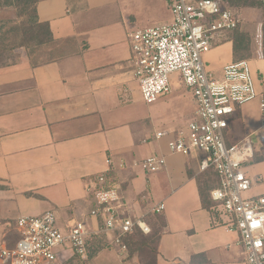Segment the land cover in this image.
<instances>
[{"label": "crops", "instance_id": "crops-1", "mask_svg": "<svg viewBox=\"0 0 264 264\" xmlns=\"http://www.w3.org/2000/svg\"><path fill=\"white\" fill-rule=\"evenodd\" d=\"M37 14L62 52L41 64L24 57L0 66V253L14 245L20 216L49 209L61 226L78 220L97 233L84 183L107 172L118 179L136 215L165 204L162 213L147 215L159 231L156 264H247L238 232L225 224L210 194L207 205L202 201V187L210 191L219 184L216 172L201 171L203 154L171 152L170 137H156L186 130L196 106L192 92L175 73L172 92L146 103L134 75L129 33L171 21L167 0H39ZM248 60L264 97L262 44ZM204 61L216 76L235 61L229 34ZM229 126L228 143L252 134L260 150L259 99L238 109ZM153 154L166 164L147 173L137 163ZM245 171L253 181L247 196H264V160L248 162ZM197 255L203 257L194 260ZM75 257L65 264H79ZM0 264H6L1 257ZM84 264H138V259L120 256L109 242Z\"/></svg>", "mask_w": 264, "mask_h": 264}, {"label": "built area", "instance_id": "built-area-1", "mask_svg": "<svg viewBox=\"0 0 264 264\" xmlns=\"http://www.w3.org/2000/svg\"><path fill=\"white\" fill-rule=\"evenodd\" d=\"M167 4L171 21L129 33L131 62L141 97L146 103H154L168 96L172 75H181L195 100L194 115L186 130L173 135L161 131L156 137L168 135L171 152L203 154L201 171L213 169L219 180L210 191L214 208L225 224L238 232L246 263L264 264V196H247L253 181L245 171L258 143L252 134L227 142L230 119L245 103L259 99L264 126V97L248 59L225 65L220 76L209 71L204 62V55L240 25V14L221 0H167ZM107 161L111 164V159ZM137 164L154 173L165 166L166 159L153 154ZM84 184L94 203L90 214L99 223L95 234L104 233L123 257L128 252L125 237L138 229L150 233L147 215L165 209L164 203H158L150 205L145 214L136 215L111 173L88 176ZM16 226L19 239L13 247L1 249L0 257L6 264H65L72 256L88 255L87 240L92 235L88 226L78 220L61 226L53 209L20 216Z\"/></svg>", "mask_w": 264, "mask_h": 264}, {"label": "rangeland", "instance_id": "rangeland-1", "mask_svg": "<svg viewBox=\"0 0 264 264\" xmlns=\"http://www.w3.org/2000/svg\"><path fill=\"white\" fill-rule=\"evenodd\" d=\"M237 10L241 15L240 28L250 36L251 55L253 56L258 50L259 44H262L259 38L262 37L263 39V10L258 7H240ZM41 37H44L43 32L33 22L30 9L22 6L0 7V66L16 63L24 57H28L32 64H41L57 59L62 52L60 45L40 43ZM182 111L183 113L188 112V106L183 105ZM157 113H161V111ZM256 154L264 155V139ZM202 188L207 200H209V191H205L204 187ZM147 222L152 227L153 221ZM151 229V233L138 235L135 241L131 243L130 251L133 254L132 257L138 259V264H154L157 248L155 231L157 229ZM74 259L79 264H84L86 261V258L81 257Z\"/></svg>", "mask_w": 264, "mask_h": 264}, {"label": "trees", "instance_id": "trees-1", "mask_svg": "<svg viewBox=\"0 0 264 264\" xmlns=\"http://www.w3.org/2000/svg\"><path fill=\"white\" fill-rule=\"evenodd\" d=\"M39 0H0V7L3 6H22L26 9H30L32 12V19L35 25L43 32L44 37L40 39V43H55L57 42L54 40L50 25L46 22H40L38 14H37V3ZM225 3H227L229 6L233 8H240V7H259L263 10V24H262V31H263V39H262V51H263V57H264V0H221ZM241 24V23H240ZM229 35L233 41V55L234 60H242V59H250L252 57L251 55V39L247 32L242 30L240 28V25L229 32ZM264 160V155H257L255 153L254 159L252 162H259ZM211 191V190H210ZM209 191V194H210ZM202 201L204 205L208 204L207 196L205 195L203 189L201 191ZM148 221V219H147ZM162 222V221H160ZM152 232V229H151ZM150 232V233H151ZM156 232V240L158 242L159 238V231ZM145 234L141 232L139 229L135 230V232L131 235H128L125 237V242L128 245V252L125 255V258L132 257L133 254H131L130 248L132 241H135V238L138 235ZM149 234V233H148ZM20 235L18 234V237L15 238V243L19 239ZM14 243V245H15ZM13 245V246H14ZM12 246V247H13ZM109 246V240L107 239L106 235L104 233L99 234H92L88 237L87 240V248H88V255L89 257L94 256L99 250ZM157 252V248H156ZM203 255H197L194 257V260L196 258H201ZM156 259V253L154 258V264Z\"/></svg>", "mask_w": 264, "mask_h": 264}]
</instances>
